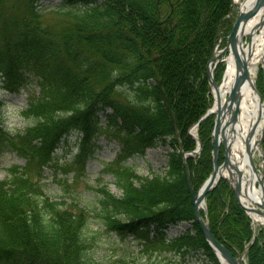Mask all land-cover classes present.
<instances>
[{
	"label": "trees",
	"instance_id": "obj_1",
	"mask_svg": "<svg viewBox=\"0 0 264 264\" xmlns=\"http://www.w3.org/2000/svg\"><path fill=\"white\" fill-rule=\"evenodd\" d=\"M37 1L0 0V89L38 86L22 109L28 125L15 133L0 127V154L12 151L26 160L0 180V264H98L83 233L90 212L51 200L40 183L53 152L73 134L78 152L65 173L74 165L83 171L99 135L120 146L103 170L120 194L106 185L96 191L105 228L139 239L147 251L171 253L148 264H186L199 250L206 261L197 264H219L195 222L180 148L196 147L188 129L211 103L207 63L231 30V0H64L46 13ZM48 15L53 20L43 21ZM223 70L218 63L216 82ZM257 75L263 96L260 68ZM213 123L210 116L199 124L201 153L186 160L194 192L212 171ZM158 143L171 149L164 175H138L122 164ZM205 202L216 240L233 256L246 249L247 264H264L263 232L254 236L228 182L221 179ZM180 222L191 229L167 239L166 231Z\"/></svg>",
	"mask_w": 264,
	"mask_h": 264
},
{
	"label": "rangeland",
	"instance_id": "obj_2",
	"mask_svg": "<svg viewBox=\"0 0 264 264\" xmlns=\"http://www.w3.org/2000/svg\"><path fill=\"white\" fill-rule=\"evenodd\" d=\"M242 1L238 0L237 3ZM63 3L64 0H40L37 9L46 13L62 7ZM232 9L235 15L236 8L233 7ZM52 20L53 17L48 15L43 21L51 22ZM242 41L243 46H246L249 37L244 36ZM221 44L222 42L216 51L221 49ZM260 66L261 62L256 65L252 75L255 84ZM37 91L38 86L35 82L29 83L27 87L20 89L17 93H7L0 89V103L2 105L0 106V122L4 129L10 133H15L21 132L28 125L30 121L22 114V109L26 107L28 95ZM99 120L100 125H105L107 122L101 114ZM76 136V134H73L71 137L69 136L62 140L59 148L55 150L51 162L44 166L40 183L43 185L45 195L51 200L67 204L73 201L90 212V218L83 233L86 248L94 261L98 264H120L121 262L127 264H148L150 262H160L164 258L171 257V254L167 251L152 252L151 246H149V251H147L143 242L139 239H135L132 236L122 239L116 232L105 228L103 219L97 214L95 209L99 197L96 189L101 185H107L113 194H120L119 189L114 185L113 176L103 172L107 165L116 161L120 146L113 139L99 135L91 153L87 157L83 171L76 170L74 165L72 166V171L66 174L63 169L66 170L68 168V161L73 160L75 153L78 151L77 144H74ZM260 147L263 151L262 142ZM170 151L169 145L158 143L155 147L146 149L143 154H136L126 159L123 165L131 167L137 174L142 176L151 175L152 173L164 175ZM254 161L256 164H260L259 154H255ZM25 163L26 160L15 152L5 151L0 154V180L6 178L7 170L10 167L14 165L23 167ZM36 178L37 176L34 175V179ZM252 227L256 233L263 229L259 223L254 221H252ZM189 228L190 225L188 223L171 226L166 231V236L168 239H172ZM150 252L152 254H149ZM198 252L201 260H204L201 250ZM198 255L196 257H191V255L185 257L186 264H197V259L195 260V258ZM178 259V256H175V260L178 261Z\"/></svg>",
	"mask_w": 264,
	"mask_h": 264
},
{
	"label": "water",
	"instance_id": "obj_3",
	"mask_svg": "<svg viewBox=\"0 0 264 264\" xmlns=\"http://www.w3.org/2000/svg\"><path fill=\"white\" fill-rule=\"evenodd\" d=\"M245 2L246 0L241 4H236L233 0H231L232 6H235L237 8L235 21L232 25L231 32L226 37V45L217 55L215 53L212 54L207 67V79L210 84L211 92L213 93V103L207 109L205 114L190 128L188 132V134L197 142L196 149L190 153H184L183 151H181V154L183 156L186 181L189 189V194L191 197L195 221L199 225L205 241L214 252L220 264H242V255H238L237 258H234L230 254V252L221 243H219L212 235L206 214L205 195L207 192L212 190L218 184L220 179L223 178L226 179L230 184L237 203L247 213L249 212L248 207H246L242 203L241 198L251 201L247 193L249 179L247 177L245 181L242 183V176L240 171L238 170V167L232 164L229 160L230 151L225 136L222 137V140H220L219 137L220 125L222 124L224 118L231 114V110H232L231 105L240 97V90L244 86V84H246L250 80V72L248 70L246 60L242 56L241 33L243 31L247 17L254 10V8H256V6L264 3V0H251L250 3L248 4H245ZM226 52H228V54H231L233 57L236 76H235V83L233 89L228 97L229 98L228 101L222 103L219 94V85L214 81L212 74L213 68L211 67V64L213 62L217 63L220 60V56L225 54ZM252 86H253L252 88L256 91V94L258 95L259 100L261 102L260 104H261V113H262L264 112V101H261L259 93L255 89L254 85ZM212 114H215V121L213 127V147H212L213 170L210 176L206 179V181L200 187L198 192L195 194L191 186L190 175L185 160L188 156H196L200 154L202 150V145L200 140L196 137V130L198 125ZM234 118H235V114H233L232 120ZM263 123H264V118H263ZM263 135H264V125H263L261 141L263 140ZM220 146L222 147L224 152L223 154L224 161L221 165H218L217 156ZM247 156H248V167L250 168L249 173H252L255 171V164L253 162L249 150L247 152ZM262 160L264 162V157H262ZM223 169H225L226 171L225 174H222ZM262 177H264V175H262ZM200 210H203V212H205L204 217L201 216Z\"/></svg>",
	"mask_w": 264,
	"mask_h": 264
},
{
	"label": "bare ground",
	"instance_id": "obj_4",
	"mask_svg": "<svg viewBox=\"0 0 264 264\" xmlns=\"http://www.w3.org/2000/svg\"><path fill=\"white\" fill-rule=\"evenodd\" d=\"M236 3L238 0H234ZM251 0H246L245 4ZM241 36H248L249 42L242 46V56L246 60L250 72V80L240 90V97L231 105V114L224 118L220 125L219 137L225 136L229 145V160L238 167L242 176V183L248 177L247 193L251 201L241 198L248 207L253 221L264 226V180L261 172L255 166V171L249 173L248 150L253 158L255 154H262L261 138L263 132V116L261 102L256 91L252 88V77L256 65L264 59V3L256 6L247 17ZM225 69L219 86L221 102H227L235 83L236 70L231 54L224 58ZM235 118L232 120V116ZM225 169L222 174H225ZM261 181V183H260ZM255 210V211H254ZM258 211V212H256Z\"/></svg>",
	"mask_w": 264,
	"mask_h": 264
}]
</instances>
